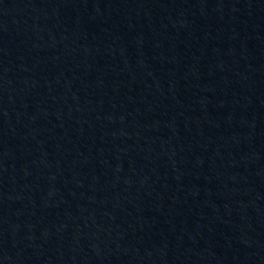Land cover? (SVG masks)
Here are the masks:
<instances>
[{"label":"water","instance_id":"water-1","mask_svg":"<svg viewBox=\"0 0 264 264\" xmlns=\"http://www.w3.org/2000/svg\"><path fill=\"white\" fill-rule=\"evenodd\" d=\"M0 264H264V0H0Z\"/></svg>","mask_w":264,"mask_h":264}]
</instances>
